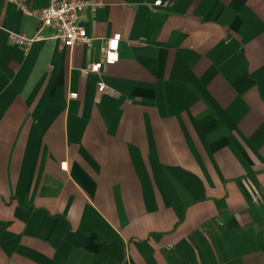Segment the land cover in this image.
<instances>
[{
	"label": "crops",
	"instance_id": "0c3cea01",
	"mask_svg": "<svg viewBox=\"0 0 264 264\" xmlns=\"http://www.w3.org/2000/svg\"><path fill=\"white\" fill-rule=\"evenodd\" d=\"M100 1L0 0V264H264V0Z\"/></svg>",
	"mask_w": 264,
	"mask_h": 264
},
{
	"label": "built area",
	"instance_id": "2783aa9c",
	"mask_svg": "<svg viewBox=\"0 0 264 264\" xmlns=\"http://www.w3.org/2000/svg\"><path fill=\"white\" fill-rule=\"evenodd\" d=\"M21 12L26 16H35L42 27L53 30V38L59 40V47L70 49L74 46H90L92 38L87 34L84 26L79 23V15L86 9L95 12L101 6L100 0H49L47 4L33 8L26 4V0H14ZM154 4H161L156 0ZM35 37L27 38L23 35H12V42L27 50ZM119 32L113 33L105 42L101 50V59L91 62L80 69V74L85 77L88 74L99 73L102 65H111L119 59ZM97 91L116 96L117 93L99 81L96 84ZM69 98H76L75 92L68 94Z\"/></svg>",
	"mask_w": 264,
	"mask_h": 264
}]
</instances>
